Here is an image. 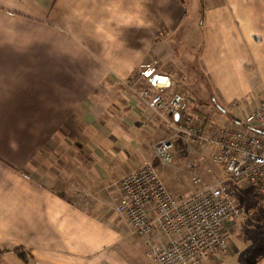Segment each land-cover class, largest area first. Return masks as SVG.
Instances as JSON below:
<instances>
[{
  "label": "crops",
  "instance_id": "obj_1",
  "mask_svg": "<svg viewBox=\"0 0 264 264\" xmlns=\"http://www.w3.org/2000/svg\"><path fill=\"white\" fill-rule=\"evenodd\" d=\"M188 6L0 0V264H153L115 208L120 180L146 161L174 195L193 189L188 179L174 186L154 155L160 141L179 138L177 119L142 95L181 93L159 62L178 58L174 35L199 31L198 65L187 64L206 76L214 105L231 107L217 117H246L264 97V0H200L197 22ZM156 75L169 83L151 87ZM213 129L208 122L212 140Z\"/></svg>",
  "mask_w": 264,
  "mask_h": 264
},
{
  "label": "built area",
  "instance_id": "obj_2",
  "mask_svg": "<svg viewBox=\"0 0 264 264\" xmlns=\"http://www.w3.org/2000/svg\"><path fill=\"white\" fill-rule=\"evenodd\" d=\"M165 84L153 81L151 87ZM142 95L150 98V108L161 117L178 116L177 130L186 141L201 142L204 149L212 146L213 162L236 184L253 188L264 204V97L242 122L220 127L212 140L207 136V117L186 111L183 94L151 96L145 90ZM154 155L162 165L171 166L175 160L173 139L160 141ZM193 183L200 186L202 180L194 177ZM119 188L115 211L146 240V257L153 264H204L227 254L225 228L241 209L226 182L216 180L192 194L176 196L152 162L146 161L123 176Z\"/></svg>",
  "mask_w": 264,
  "mask_h": 264
},
{
  "label": "rangeland",
  "instance_id": "obj_3",
  "mask_svg": "<svg viewBox=\"0 0 264 264\" xmlns=\"http://www.w3.org/2000/svg\"><path fill=\"white\" fill-rule=\"evenodd\" d=\"M188 3V22H193L198 20V3L200 0H185ZM193 6V7H192ZM194 26V27H193ZM193 27V29L191 28ZM195 25L189 26L190 28L187 32L183 30V33H188V37L191 40L183 38V35H174V38L170 43L178 58H173L172 62H160L165 69L167 74L172 76L175 80L181 82L182 86H179L180 92L186 98V109L191 111L192 104H196V101L200 99V93L194 89H186V85L192 84L194 82V74L191 72L192 69L189 64L190 62H196L198 65V58L195 56L197 52V46L199 44L200 34L199 31L195 32ZM186 27H184L185 29ZM180 33V30L178 31ZM191 33H194L191 35ZM194 54V55H193ZM159 62H154V66H158ZM161 71V68H159ZM158 74H160L158 72ZM158 77V75H156ZM191 91V94L190 92ZM200 94V95H199ZM212 97L219 101L218 96L212 93ZM202 102V101H200ZM199 105V109L205 114L208 122L214 127L213 130L216 132L218 129L229 123L236 122L237 120H242L245 118V113L242 111V115H230L229 111L225 116H230L226 118L222 114L219 117V111L230 110L231 107H224L222 103L220 106L221 110H217L216 105ZM227 108V109H226ZM218 112V113H217ZM208 114V115H206ZM216 117L217 119H213ZM176 134L179 138H174L175 141V160L171 166L165 167L168 171V175L171 176L172 184L181 185L185 180H189L192 183L193 189L191 194L196 192L203 185L211 184L216 180L224 181L230 187L237 204L241 209V214L231 221L225 228V235L228 241V252L227 254L212 258L207 262V264H264V204L262 199L256 195L253 188L243 185L236 184L233 180L226 176L222 168L216 165L212 160V149H202L201 142H186L179 131L176 128ZM189 145V146H188ZM190 149V152L187 150ZM197 177L202 180L200 186L193 183V178ZM67 187V186H66ZM65 187V188H66ZM61 186L58 188L60 189ZM64 188V190H65ZM60 191H62L60 189ZM76 201V200H75ZM93 202V201H92ZM84 209L90 210L92 206L90 204H85L82 201L76 202Z\"/></svg>",
  "mask_w": 264,
  "mask_h": 264
},
{
  "label": "trees",
  "instance_id": "obj_4",
  "mask_svg": "<svg viewBox=\"0 0 264 264\" xmlns=\"http://www.w3.org/2000/svg\"><path fill=\"white\" fill-rule=\"evenodd\" d=\"M192 69L194 70V67ZM193 80H194L195 84L194 83H192V84L188 83L186 85V89L187 88L189 90L194 89V90H197L201 94V95L199 94L201 96L200 97L201 100L198 99L196 101V104H192V110L198 111V110H200L199 105H201V104L202 105H208L210 102L214 103V100H213V97L211 95L212 93H211L209 84H207L208 82H207L206 76L205 77L198 76L197 78H195V76H194ZM189 92L191 94V91H189ZM200 101H202V102H200ZM184 105H185V102H184ZM13 251H14V253H16L18 255V257H20L25 262L29 263V260L31 258L30 252L26 251L22 247H17Z\"/></svg>",
  "mask_w": 264,
  "mask_h": 264
},
{
  "label": "water",
  "instance_id": "obj_5",
  "mask_svg": "<svg viewBox=\"0 0 264 264\" xmlns=\"http://www.w3.org/2000/svg\"><path fill=\"white\" fill-rule=\"evenodd\" d=\"M158 80V77L157 76H155L154 78H153V81L155 82V81H157ZM158 81H160V82H166V83H169V80H168V78L167 77H161V78H159V80ZM160 85H162V83H160ZM176 119L178 120V116H176Z\"/></svg>",
  "mask_w": 264,
  "mask_h": 264
},
{
  "label": "bare ground",
  "instance_id": "obj_6",
  "mask_svg": "<svg viewBox=\"0 0 264 264\" xmlns=\"http://www.w3.org/2000/svg\"><path fill=\"white\" fill-rule=\"evenodd\" d=\"M151 73H149L148 75H150ZM153 78H154V76L151 78L152 80H153ZM158 78H160V77H158ZM165 83V82H164ZM163 85V84H162Z\"/></svg>",
  "mask_w": 264,
  "mask_h": 264
}]
</instances>
